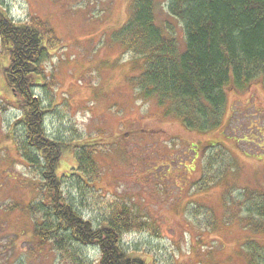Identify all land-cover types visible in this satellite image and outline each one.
Masks as SVG:
<instances>
[{
    "label": "rangeland",
    "instance_id": "rangeland-1",
    "mask_svg": "<svg viewBox=\"0 0 264 264\" xmlns=\"http://www.w3.org/2000/svg\"><path fill=\"white\" fill-rule=\"evenodd\" d=\"M132 1L0 0V14L42 38L31 80L44 134L61 148L59 191L94 227L112 210L126 213L122 249L145 264H249L255 250L263 258L264 231H254L244 192H264V84L228 88L220 124L208 130L164 117L138 96L140 56L119 45ZM154 13L183 50L168 1L155 0ZM8 65L0 41V264H99L95 246L34 236L27 206L43 200L42 170L23 157L24 112L6 85Z\"/></svg>",
    "mask_w": 264,
    "mask_h": 264
},
{
    "label": "trees",
    "instance_id": "trees-1",
    "mask_svg": "<svg viewBox=\"0 0 264 264\" xmlns=\"http://www.w3.org/2000/svg\"><path fill=\"white\" fill-rule=\"evenodd\" d=\"M167 1L169 15L183 25V50L175 37L156 25L155 0L132 1L130 19L118 32V37L123 36L119 45L140 56L142 72L135 79L140 98H153L164 117L176 118L187 128L208 130L220 124L228 88L241 89L253 81L264 84V0ZM0 41L9 59L6 85L19 98L24 112L28 153L23 157L42 170L43 200L27 206L31 217L36 216L35 238L41 245L53 240L63 248L67 239L95 246L99 264H145L122 249L121 237L131 223L124 217L126 213L112 210L106 224L94 227L59 191L61 148L44 134V110L32 89L31 78L38 75L45 55L42 38L31 27L0 14ZM89 158L85 154L80 164L87 165ZM244 195L251 202L247 207L254 231H264V192L246 190ZM248 256L249 264H264L256 250Z\"/></svg>",
    "mask_w": 264,
    "mask_h": 264
}]
</instances>
